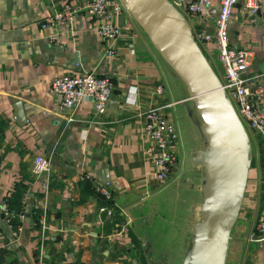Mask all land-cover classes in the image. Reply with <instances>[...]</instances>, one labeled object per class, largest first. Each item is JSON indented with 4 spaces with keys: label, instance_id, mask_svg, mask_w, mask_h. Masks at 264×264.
Listing matches in <instances>:
<instances>
[{
    "label": "crops",
    "instance_id": "obj_1",
    "mask_svg": "<svg viewBox=\"0 0 264 264\" xmlns=\"http://www.w3.org/2000/svg\"><path fill=\"white\" fill-rule=\"evenodd\" d=\"M73 1L0 0V201L16 187L24 189L16 235L0 211V245L9 248L19 264H138L141 250L146 258V226L157 231V196L174 181L165 184L152 176L138 114L153 103L169 105L165 113L178 133L183 169L190 152L183 135L181 99L174 97L178 86L127 14L120 20L126 26L112 55L96 34L95 18L77 14L70 27L40 26L45 17ZM232 13L228 42L245 51L244 75L257 76L264 86V20L257 16L250 22L241 1ZM208 61L219 77L214 51ZM86 72L111 79L112 101L101 111H95L90 101L67 111L48 84L61 75ZM157 85L163 88L161 95ZM125 98L134 103H125ZM17 102L23 123L16 119ZM257 102L264 106V92ZM252 143L256 159L251 157L225 264H264V239L252 237L256 220L264 214L263 143L258 136ZM34 155L51 160L46 187L30 172ZM179 167L173 174H179ZM85 174L108 183L112 198L104 204L112 206L111 216L97 212L100 200L82 197L80 180ZM33 207L41 210L37 224Z\"/></svg>",
    "mask_w": 264,
    "mask_h": 264
},
{
    "label": "water",
    "instance_id": "obj_2",
    "mask_svg": "<svg viewBox=\"0 0 264 264\" xmlns=\"http://www.w3.org/2000/svg\"><path fill=\"white\" fill-rule=\"evenodd\" d=\"M118 1L169 69L200 143L187 156L190 167L201 170L200 200L190 238L177 263L225 264L248 178L250 139L184 16L170 1ZM13 108L18 123H23L20 104ZM143 246L148 264H169L165 256L151 254L147 236Z\"/></svg>",
    "mask_w": 264,
    "mask_h": 264
},
{
    "label": "built area",
    "instance_id": "obj_3",
    "mask_svg": "<svg viewBox=\"0 0 264 264\" xmlns=\"http://www.w3.org/2000/svg\"><path fill=\"white\" fill-rule=\"evenodd\" d=\"M173 7L184 16L189 30L204 56L208 60L211 52L221 67L219 83L225 96L231 102L234 112L246 130L247 136L253 141L256 136L262 139L264 155V106L257 102L264 86L259 84L257 76L246 77L245 51L235 49L228 42V26L232 19V10L241 1L242 7L250 16V22L258 16L264 20V0H169ZM77 14L96 19L95 31L108 45L106 52L114 54L113 44L122 36L125 24L120 20L126 14L118 0H74L66 2L58 11L45 17L42 28L62 23L70 27ZM53 39V36H52ZM209 62V61H208ZM51 93L60 98V106L67 111L76 107L81 101H90L95 111L103 110L112 101L113 85L106 76L86 72L77 76L65 74L52 78L48 84ZM156 93H163L162 86H156ZM133 104L134 99H124ZM169 105L150 104L138 115L142 118V136L146 140L145 156L152 164L151 174L160 182H168L176 176L180 163L177 153L178 133L174 122L166 116L165 109ZM251 144V143H250ZM30 172L41 178L42 187H46V174L51 166L49 157L34 155L31 158ZM93 185L94 192L105 199L112 194L108 183L91 175L85 174ZM0 211L8 228H11V211L7 209L4 198L0 201ZM97 212L113 214L112 206L100 204ZM23 216L21 213L20 218ZM42 216V215H41ZM39 222H42L41 220ZM254 240L264 239V214L254 224ZM12 235L17 232L10 231Z\"/></svg>",
    "mask_w": 264,
    "mask_h": 264
},
{
    "label": "rangeland",
    "instance_id": "obj_4",
    "mask_svg": "<svg viewBox=\"0 0 264 264\" xmlns=\"http://www.w3.org/2000/svg\"><path fill=\"white\" fill-rule=\"evenodd\" d=\"M174 95L176 99L177 96H181L178 91H175ZM174 97L172 99H175ZM185 106L186 103L182 104L181 102L183 135L187 142L188 154L195 151L200 143L195 139L196 133L193 122L187 116ZM175 123H178L177 118ZM250 143L253 146L252 140H250ZM252 146L250 155L256 159ZM179 166V176L176 175L168 183L165 182V184H169L174 180L167 191L159 193L157 196L159 206L155 210L158 211V216L154 218L156 219L154 221L157 231L154 232L148 226L144 231V237L147 236L149 241L151 254L160 257L165 256L169 264H178L177 262L187 246L190 238V226L196 219L197 205L200 200L198 190L201 181L200 168L194 167L193 169V167H190L188 158L183 163V169L181 162Z\"/></svg>",
    "mask_w": 264,
    "mask_h": 264
},
{
    "label": "trees",
    "instance_id": "obj_5",
    "mask_svg": "<svg viewBox=\"0 0 264 264\" xmlns=\"http://www.w3.org/2000/svg\"><path fill=\"white\" fill-rule=\"evenodd\" d=\"M251 145V144H250ZM260 154V153H259ZM263 154V153H262ZM261 155V154H260ZM264 155H262V158ZM252 166V161L250 163V167ZM249 167V168H250ZM80 189L82 197L89 198L94 197L96 200H100L101 203L109 202V199L103 198L100 194H97L94 192L93 185L91 182L84 178V180H80ZM24 189L21 187H16L13 190H11L8 194L4 195V200L6 201L7 209L11 211V229L16 231L18 229V225L20 223V215L22 213L23 208V196ZM32 218L37 220L39 216L41 215V210L38 208H32L31 209ZM11 250L7 248L6 246L0 245V264H19L18 260L15 256H11ZM142 250L141 255L139 256L138 264H147L146 258L142 256Z\"/></svg>",
    "mask_w": 264,
    "mask_h": 264
},
{
    "label": "flooded vegetation",
    "instance_id": "obj_6",
    "mask_svg": "<svg viewBox=\"0 0 264 264\" xmlns=\"http://www.w3.org/2000/svg\"><path fill=\"white\" fill-rule=\"evenodd\" d=\"M156 259V258H155ZM160 260H158V262H159ZM159 264H160V262H159Z\"/></svg>",
    "mask_w": 264,
    "mask_h": 264
}]
</instances>
